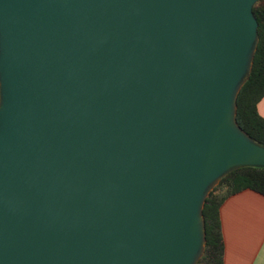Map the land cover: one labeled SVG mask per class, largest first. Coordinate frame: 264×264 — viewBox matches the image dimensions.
<instances>
[{
  "label": "water",
  "instance_id": "water-1",
  "mask_svg": "<svg viewBox=\"0 0 264 264\" xmlns=\"http://www.w3.org/2000/svg\"><path fill=\"white\" fill-rule=\"evenodd\" d=\"M258 0H0V264H196Z\"/></svg>",
  "mask_w": 264,
  "mask_h": 264
},
{
  "label": "trees",
  "instance_id": "trees-1",
  "mask_svg": "<svg viewBox=\"0 0 264 264\" xmlns=\"http://www.w3.org/2000/svg\"><path fill=\"white\" fill-rule=\"evenodd\" d=\"M258 20V46L253 67L241 87L237 98V121L251 137L264 145V117L258 103L264 97V0L253 6ZM250 188L264 194V166L245 165L221 177L206 198L203 215L206 246L196 264H224L225 241L220 217V207L232 194Z\"/></svg>",
  "mask_w": 264,
  "mask_h": 264
},
{
  "label": "crops",
  "instance_id": "crops-1",
  "mask_svg": "<svg viewBox=\"0 0 264 264\" xmlns=\"http://www.w3.org/2000/svg\"><path fill=\"white\" fill-rule=\"evenodd\" d=\"M264 117V97L258 103ZM224 264H264V194L246 188L220 207Z\"/></svg>",
  "mask_w": 264,
  "mask_h": 264
}]
</instances>
